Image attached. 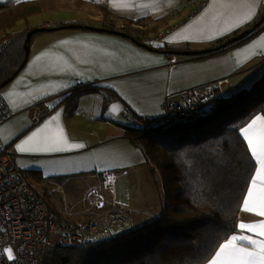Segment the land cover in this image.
<instances>
[{
  "label": "crops",
  "instance_id": "1",
  "mask_svg": "<svg viewBox=\"0 0 264 264\" xmlns=\"http://www.w3.org/2000/svg\"><path fill=\"white\" fill-rule=\"evenodd\" d=\"M47 1H53L54 7L30 16L21 29H39L45 23L54 24L53 28L59 23L99 28L113 22L130 30L141 26L138 32L131 33L150 48L115 34L60 26L30 40L27 62L0 92L4 105L12 112L0 124V143L25 173L34 191L40 193L41 189L40 194L45 195L57 185L75 179L89 187L93 179L98 181L99 187L93 185L94 213L76 222L86 221L113 201H120L123 192L126 207H132L131 180L138 184L147 180L143 179L149 168L144 155L125 135L126 126H130L125 110L141 118L162 117L165 100L178 102L186 89L212 84L219 94L227 96L250 85L264 70V30L217 54L176 56L163 49L169 46L194 52L209 50L218 41L250 29L264 14V0H207L193 15L190 13L196 1ZM45 13L48 17L40 19ZM171 57L173 63L169 62ZM254 69L256 74L248 78L252 81L245 86L244 76ZM76 85L96 88L65 100L72 93L68 90ZM37 109L44 112L41 118L36 116ZM53 116H58V120L32 143L62 131L67 141L63 150H17V145L44 128ZM106 170H119L122 174L114 193L110 192L109 203L103 197L106 190L100 179ZM147 219L148 216L132 218V222ZM261 220L264 217L240 210L239 223ZM245 234L253 235L246 230Z\"/></svg>",
  "mask_w": 264,
  "mask_h": 264
},
{
  "label": "trees",
  "instance_id": "2",
  "mask_svg": "<svg viewBox=\"0 0 264 264\" xmlns=\"http://www.w3.org/2000/svg\"><path fill=\"white\" fill-rule=\"evenodd\" d=\"M185 1L197 2L190 15L196 14L207 2ZM35 3L37 0H0V42H6L0 55V84L20 71L26 35L38 28L14 29L18 22L41 12ZM71 24L74 23L55 26ZM100 28L102 33L123 34L122 29L115 30L112 25ZM262 30L264 24L240 41L213 50L211 54L242 44ZM124 33L133 42L142 43L140 37ZM37 34L39 32L30 40ZM235 35L218 41L212 48ZM163 49L186 50L169 46ZM94 88L76 85L68 90L72 93L65 100ZM213 90L214 96L203 109L201 119L195 122L165 128L161 121L159 126L145 128L132 125L126 118L130 126H126L125 135L131 144L141 149L154 182L161 190L160 212L138 225L131 221L127 231L108 238L89 240L77 246L54 244L39 264L209 263L219 245L239 232L242 201L254 173V161L239 129L257 115L264 117V70L250 86L230 95L219 94L215 87Z\"/></svg>",
  "mask_w": 264,
  "mask_h": 264
},
{
  "label": "built area",
  "instance_id": "3",
  "mask_svg": "<svg viewBox=\"0 0 264 264\" xmlns=\"http://www.w3.org/2000/svg\"><path fill=\"white\" fill-rule=\"evenodd\" d=\"M4 45L0 42V54ZM169 62L173 63L174 58ZM213 88L209 84L186 89L180 93L178 103L166 99L159 120L141 118L129 110L124 114L132 125L145 128L159 126L161 121L165 128L195 122L201 119L203 109L214 96ZM43 114V110L37 109L38 118ZM11 115L0 97V124ZM121 175L119 170L103 171L100 175L103 187L114 193ZM100 213L83 222L60 221L0 143V252L11 248L15 256L14 261H9L6 254L0 256V264H39L54 244L77 246L127 231L131 226L128 211L115 201Z\"/></svg>",
  "mask_w": 264,
  "mask_h": 264
},
{
  "label": "snow or ice",
  "instance_id": "4",
  "mask_svg": "<svg viewBox=\"0 0 264 264\" xmlns=\"http://www.w3.org/2000/svg\"><path fill=\"white\" fill-rule=\"evenodd\" d=\"M37 59L39 60V57ZM57 120L58 116H53L44 128L33 132L22 144L17 145V150L20 152L63 150L67 146V141L62 131L57 136L45 137L39 143H32L41 132ZM239 132L247 143V148L254 161L255 172L251 177L247 195L242 201L241 210L264 217V117L255 116L246 126H242ZM238 228L241 231L219 245L210 264H264V220L254 224L239 223ZM245 230L253 235L245 234ZM5 254L9 261L15 260L11 248H5L0 252V256Z\"/></svg>",
  "mask_w": 264,
  "mask_h": 264
},
{
  "label": "rangeland",
  "instance_id": "5",
  "mask_svg": "<svg viewBox=\"0 0 264 264\" xmlns=\"http://www.w3.org/2000/svg\"><path fill=\"white\" fill-rule=\"evenodd\" d=\"M51 3H53V1L49 2L47 0H42V1H37V3H35L34 5L40 6V11L43 12L46 9H50V8L54 7L53 4L51 5ZM47 17H48V15L45 13L42 16H40V19L47 18ZM18 23H21V24H17V26L15 27L14 30H17V31L21 30L22 31L21 28H23L24 22L21 21ZM109 23H110V25L114 26L115 30L117 28H118V30L122 29L124 35H128V34H125L124 32H130V33H131V31L138 32L139 28H142L141 26H134V29L130 30L129 28L125 27L124 25H122V26L116 25L115 26V24L113 22H109ZM44 25H42L39 29H44V28L48 29L51 26H53L54 24L45 23ZM81 26H83V25H81ZM85 27H88V26H85ZM51 28H53V27H51ZM25 29H27V28H24L23 30H25ZM2 42L6 43L5 41H2ZM138 43H140V42H138ZM5 45H4V48H5ZM3 49H2V52H3ZM29 50H30V47H29ZM2 52H1V54H2ZM256 72H257V69H254L249 74L244 76V79L247 80L245 83V86L248 85L252 81V79L248 80V78L254 76L256 74ZM147 172H148V174L147 175L144 174V178H143L144 180H146V179L147 180L144 182H141V184H138L137 182H134L133 180H131L130 196H131V201L133 204L132 207H126V205H125V202H126L125 201V199H126L125 192L120 194L122 196L120 198V201L118 200L119 203L116 201V203H118L120 206L126 208V210L128 211V213L130 215L131 221H132V218H133V220H136V219L139 220L145 216H148V218L150 219L153 215H156L158 212H160L161 199H162L161 190H160V188H158L156 186V184L154 182V178L149 171V168H148ZM92 182H94V183L90 184V187H89V185L87 183H84L83 181H80L79 179H75V180H72L69 182L71 184L64 183L61 185H57L54 189H52L50 192L46 193L45 195L40 194V193H42L41 189H38V191L40 193H38L36 191L35 192L39 196L41 195L42 199H44L42 196L45 197V200H46L48 207L52 208V209H50V208L49 209L51 211L53 210L54 214L63 223L64 222H70V221H72V222L73 221H80V220H84L85 218H87L88 216H90L91 214L94 213V209L92 207V199L94 196L95 189H93V185L97 186V187H99L100 185H99L97 180L93 179ZM32 186L34 187L33 184H32ZM34 188L37 190L36 187H34ZM122 191H124V190H122ZM103 197L105 198V201L107 203L110 202V198H111L110 192L104 191ZM138 201L140 202V204L136 205V202H138ZM155 210H157L156 213H154ZM131 211L132 212L134 211L135 214H132ZM99 214H101V213H99ZM99 214H94L89 219H91V218H93ZM138 224H141V223L133 221V225H138Z\"/></svg>",
  "mask_w": 264,
  "mask_h": 264
},
{
  "label": "water",
  "instance_id": "6",
  "mask_svg": "<svg viewBox=\"0 0 264 264\" xmlns=\"http://www.w3.org/2000/svg\"><path fill=\"white\" fill-rule=\"evenodd\" d=\"M264 22V14L262 15V17L259 19V21L254 24L250 29H247L245 31H243L242 33H240L239 35L237 36H234L232 38H230L229 40H227L225 43L221 44L220 46L216 47V48H211L209 50H204V51H198V52H194V51H170L171 54H175L176 56H193V55H203V54H208V53H211L213 50H216V49H220V48H224L228 45H231L235 42H238L240 41L242 38L248 36L249 34H251L255 29H257L262 23ZM60 28H88L90 31H94V32H99L101 31L99 28H96V27H85V26H81V25H67V26H62ZM58 27L56 28H44V29H36V31H32V32H29L27 33L26 35V39H25V44H24V50H25V57H24V60H23V63L20 65V68L19 69H22L23 66L25 65V63L27 62V59H28V56H29V41H30V38L31 36L35 33V32H39V33H43V32H50V31H55L57 29H60ZM111 34H115V35H118V36H121V37H125L127 38L128 35H124V34H119V33H116V32H111L109 31ZM137 45L139 46H142L144 47L145 49H150L148 46L144 45L143 43H138L136 42ZM13 78H9L5 81H3L1 84H0V90H2L4 87L7 86V84H9L11 82Z\"/></svg>",
  "mask_w": 264,
  "mask_h": 264
}]
</instances>
